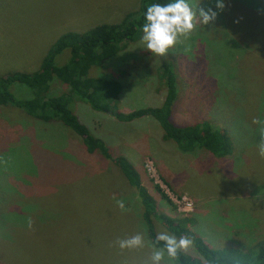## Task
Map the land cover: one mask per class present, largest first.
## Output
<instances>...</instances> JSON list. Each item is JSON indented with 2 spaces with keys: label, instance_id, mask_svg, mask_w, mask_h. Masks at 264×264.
Segmentation results:
<instances>
[{
  "label": "rangeland",
  "instance_id": "374dc122",
  "mask_svg": "<svg viewBox=\"0 0 264 264\" xmlns=\"http://www.w3.org/2000/svg\"><path fill=\"white\" fill-rule=\"evenodd\" d=\"M140 1L0 0V77L38 71L58 38L120 23ZM187 3L197 16L211 8L217 19L197 22L165 57L152 56L139 39L89 75L120 85L115 111L126 115L162 104L161 67L171 65L178 93L171 122L210 123L229 138L227 157L180 151L151 117L120 122L73 97L70 109L113 158L130 161L160 214L186 221L211 249L247 251L264 241V159L257 154L259 126L252 123L264 119V0H223V10L218 0ZM68 59L64 51L55 65ZM10 92L20 100L33 97L21 84ZM61 95L70 96V89L54 79L47 96ZM153 227L156 234L167 231L156 221ZM138 232L145 235L143 249L121 252L114 245ZM147 241L137 192L111 161L88 154L59 122L0 106V264H141L150 254ZM187 256L201 263L195 249Z\"/></svg>",
  "mask_w": 264,
  "mask_h": 264
},
{
  "label": "trees",
  "instance_id": "16d2710c",
  "mask_svg": "<svg viewBox=\"0 0 264 264\" xmlns=\"http://www.w3.org/2000/svg\"><path fill=\"white\" fill-rule=\"evenodd\" d=\"M173 0H141L137 12L129 13L117 24L99 25L85 33H66L55 42L43 58L38 71L32 74L10 73L0 77V106H9L25 112L44 123L59 122L72 130L82 140L88 154L98 153L111 161L125 178L128 185L135 189L142 206V219L147 237L155 241L153 222H159L177 238L187 235L194 238L197 254L207 264H264V241L247 251L235 249L214 250L184 222L170 218L158 212L154 198L142 186L139 173L124 157L113 158L105 143L94 137L79 121L70 109L72 97L87 104L93 111L112 115L117 121L132 122L144 117H151L160 126L166 140L174 142L185 153L205 150L216 158H225L231 152V143L226 134L212 127L208 122L178 127L171 122V109L178 97L176 77L171 65L161 67L160 81L165 89L162 104L155 108H144L126 115L115 111L120 85L112 80L91 77L92 68L121 52L129 43L141 39L145 13L152 4H167ZM64 51L69 52V59L62 66L55 65V59ZM57 79L70 89V96L48 97L50 83ZM21 84L32 93L31 99L15 98L10 87ZM162 200L172 205L171 200L159 187H155ZM163 245H158L162 247ZM175 264H201L199 260L181 254Z\"/></svg>",
  "mask_w": 264,
  "mask_h": 264
},
{
  "label": "clouds",
  "instance_id": "9594fccd",
  "mask_svg": "<svg viewBox=\"0 0 264 264\" xmlns=\"http://www.w3.org/2000/svg\"><path fill=\"white\" fill-rule=\"evenodd\" d=\"M225 7L223 0H218L216 8L223 10ZM145 23L142 26V43L146 46V51L152 56L165 57L169 51L177 44H182L187 40L196 23L209 25L217 19V12L211 8L200 9L197 16L187 0H173L167 4H152L147 7L145 13ZM252 123L258 125L259 142L257 143V154L264 159V119L254 118ZM116 204L121 211H126L125 202L117 200ZM27 227L33 228L34 221L31 217L26 218ZM146 240L143 233H136L123 239H117L115 246L121 252L143 249ZM150 254L141 264H173L178 262L180 255L194 253L195 241L193 237L169 234L167 231H158L155 241H147ZM163 245L158 247V245ZM112 246V245H110ZM201 264H206L201 258Z\"/></svg>",
  "mask_w": 264,
  "mask_h": 264
}]
</instances>
